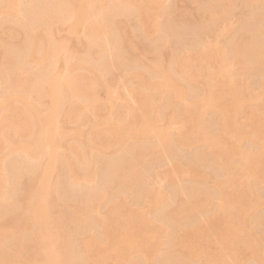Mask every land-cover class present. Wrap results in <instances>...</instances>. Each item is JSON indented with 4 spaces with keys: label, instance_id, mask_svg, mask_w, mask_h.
Listing matches in <instances>:
<instances>
[{
    "label": "bare ground",
    "instance_id": "1",
    "mask_svg": "<svg viewBox=\"0 0 264 264\" xmlns=\"http://www.w3.org/2000/svg\"><path fill=\"white\" fill-rule=\"evenodd\" d=\"M23 1L0 0V14L9 19L5 28H19L26 37L12 41V57L0 70V135L6 128L3 144L11 149L8 165H0V215H14L0 232L22 231L31 238L0 250V264H241L245 251L264 264V219H256L264 198L255 190L264 183V120L254 117L250 103L264 96V0H189L199 5L196 19L171 6L162 22L167 0ZM235 6L245 12L237 27L220 34L230 32L226 45L203 42L202 21L226 19ZM77 25L82 34L75 41ZM61 32L66 35L57 40ZM154 33L158 56L186 37L193 44L166 71L156 63L145 76L133 43L145 46ZM75 42L82 54L72 51ZM93 53L102 72L114 68L133 82L126 89L133 105L125 101L116 111L112 92L102 83L95 86L104 79L99 69L86 66ZM59 60L66 64L63 76L55 74ZM236 61L244 64L240 74L234 72ZM35 64L46 69L32 70ZM246 74L253 91L241 79ZM98 89L105 90L108 103L96 100ZM191 96L195 100H187ZM104 110L112 114L105 128L93 129L83 142L67 141L63 120H90ZM242 114L243 123L237 119ZM162 120L175 124V131L159 128ZM61 142L67 153L58 152ZM183 147L193 152L184 156ZM165 161L172 162L169 194L152 185L151 173ZM207 169L214 170L211 177ZM23 175L24 205L13 198L14 188L7 193L4 187L9 181L15 187ZM177 175L192 184L176 186ZM126 195L134 205L159 209H131L123 203ZM180 195L188 200L181 203Z\"/></svg>",
    "mask_w": 264,
    "mask_h": 264
},
{
    "label": "rangeland",
    "instance_id": "2",
    "mask_svg": "<svg viewBox=\"0 0 264 264\" xmlns=\"http://www.w3.org/2000/svg\"><path fill=\"white\" fill-rule=\"evenodd\" d=\"M26 0H24L23 2H25ZM173 6L175 8V11L178 14H188V16L196 19V15H197V11H198V7L199 5L192 1L190 2L189 0H167V2L165 1L164 7L163 9L160 10L161 14H159L161 16V18L159 19L160 22L163 21V19H165L166 17V8L169 9V7ZM6 11L8 10V8H4ZM245 12V9L242 8L241 6L237 7L235 6L232 11H231V15L228 16L226 19H220L218 18L216 21H214L213 23L210 22L209 20H203L202 23L204 24L203 26L205 28H207V30L205 31V33L203 34V42H215V40H217L218 44H221L223 46L226 45L228 38L230 37V32H228L229 30H232V28L237 27L242 20L243 17V13ZM8 18L5 17L4 14H0V70L2 69V67L6 66L9 62V60L11 59L12 55L9 54L10 52V47L12 44V41H14L15 43H23L26 40V37L24 35V31L19 30V28H16L13 30V32H9V29L5 28L4 25L7 24L8 22ZM15 20V19H14ZM17 22L22 21V17H18L16 18ZM16 22V24H17ZM227 28V32L225 35L220 36V34L222 33L223 30H225ZM65 29V28H64ZM73 35L71 36L74 37V39L76 37H78L80 35V33L82 34V28L81 26L77 25L74 27L73 29ZM80 32V33H79ZM11 33V35H10ZM64 34L66 35L65 32H61L60 36L57 37V40L62 39L64 37ZM25 37V40H21V36ZM66 37V36H65ZM80 37V36H79ZM73 39V38H72ZM158 40V35H156L154 33V36H151L148 39V44L147 45H143L142 43H140L139 41H135L133 44L135 46V48L137 49V53L138 56L140 58V66H142V74L143 75H147L149 76L151 72H149L151 70V67L153 66V64H160L162 67L163 71H166L169 67V64L171 63V61H173L175 59L174 56H177L178 58H181L184 56V54L189 51L192 47L191 45L193 44V41L191 38L186 37L184 38V40L182 41V43L180 44V46H178V48L176 47H169L166 50H164L162 53V56H158V53L156 51V53L152 50V48L155 49L154 46H156ZM208 40V41H207ZM76 41V39H75ZM74 42V40L72 41ZM71 42V43H72ZM76 44V42H75ZM74 44V45H75ZM72 45V44H71ZM70 45V46H71ZM72 51L76 50L83 52L82 49L77 47V44L75 46H72ZM145 48H147L148 50H146ZM145 49V50H143ZM95 51V50H94ZM179 51V52H178ZM80 54V55H81ZM75 55V53L71 52V57H73ZM78 55L76 54L75 57H77ZM76 59H74V61H76ZM90 62H88V64L86 65L87 67L93 66L94 69H99L101 72L103 71L99 65V61H97L95 59V53H93L91 55V57H89ZM66 64L64 63L63 60H59L56 64V68H55V74L56 76H63L64 75V66ZM242 66L244 67V64H242L239 61H236L234 64V72L236 74H240L241 73V69ZM46 69L45 66H40L35 64L34 66H32V70H38L41 71L43 69ZM66 70V69H65ZM109 71L106 72H102L103 75V79L104 82L101 80L99 82V80L97 81L95 86H106L110 92H112V99L110 100L111 104L113 106H115L118 110H121L123 108V103L126 101L129 102V105H133L132 101L128 100L127 96V90L126 89H130L131 86L133 85V82L128 80L127 75L124 76L123 73L117 69L111 68L109 69ZM79 71V70H77ZM73 69V72H77ZM54 74V75H55ZM62 74V75H60ZM88 75H93L91 73H87ZM120 77L122 78H126L125 81H122V79H120ZM241 79H244L245 82L247 84H250V90H255V85L253 84V80L251 78V76H248L246 74L241 76ZM122 81V82H121ZM4 80L1 79L0 77V86H5L4 84ZM102 83V84H101ZM179 85H181V82L178 83ZM179 89H182L185 86H176ZM200 86L196 89L199 90ZM145 91V89L143 88H139L138 92L143 93ZM195 91V90H194ZM200 91V90H199ZM197 92V91H196ZM25 94V92H24ZM25 96H28L27 94H25ZM96 100L98 102H105L108 103L109 100H107V96L105 93L104 89H98L96 91V96H95ZM187 100L193 101L195 100V97H187ZM251 103V112L254 115V117L256 119H260V120H264V96L258 100L256 98H252L250 100ZM125 105V104H124ZM17 104L16 103H12L10 105V109L8 110V113H15V109H16ZM111 113V112H110ZM109 112H107V110L104 111H100L97 113V115L95 117H92L90 120H84V119H80V120H69V119H65L61 122V127L65 132V136L67 138V141L69 143H72V138L75 137L76 139V143H80L86 140L87 136L93 131V129H103L105 128V123H107L111 117ZM211 118L210 114H205L203 119L205 121V124L207 125V127L209 126V120ZM239 122H245L247 120V116L245 115H239L237 117ZM90 123H89V122ZM91 122L93 123V127H91ZM168 120H162L161 122H158L156 125L159 128H171L173 131H175V128L177 127L175 124L169 125L168 124ZM209 128V127H208ZM210 129V128H209ZM78 130H81L84 133V138L83 137H77L76 134L78 133ZM7 132V129L5 128L2 132V134L0 135V165H2L3 167H6L8 164V161H6V156L8 155V153L10 152V148H7L4 144H3V140L5 138V134ZM138 140H142L141 138H138ZM59 153H67V144L65 142H61L59 144ZM243 147H246L247 149H251V150H256L257 147L254 144H247L244 143ZM112 152V150H106L104 155L108 156L110 155V153ZM193 149H189L187 147H183L181 149V154H184V156H189L188 154L192 153ZM172 170V162L170 161H165L163 164H160L157 169L151 173L152 175V185L155 189L159 190L160 192H162L163 194H169L171 192L172 189H174L173 184L169 183L167 180V176L168 173L171 172ZM206 173L209 174V176L211 177L214 174V170L212 169H207ZM55 178V175L53 176V179ZM27 177L26 176H22L21 181L19 182L18 185H15V187H13V183L12 182H8L5 184V188L7 190V193H9V191L14 188L15 192H14V196L13 198L17 201H23L22 198V194H24V191L22 193V189L24 188L23 186H25L28 182H27ZM174 182L177 185H184V184H192L190 177L187 176H178L175 178ZM255 190L258 192V194L264 198V183H257L255 186ZM6 199V198H5ZM179 200L181 203H185L188 200V196L186 195H180L179 196ZM26 202V198L25 200L21 203L22 205H24V203ZM127 203L128 206L131 209H141L143 211H147V212H155L157 209H159V206L157 205H151L150 203H143L142 206L140 205H134V203L132 202L131 196L130 195H126L124 196V202L123 203ZM69 204H73L71 202H69ZM151 205V206H150ZM176 206L175 203H172L170 206H168V210L169 209H174V207ZM126 207V206H124ZM59 212H65V213H70V210L67 207H59L58 208ZM99 213H101L102 215H104L106 213L105 208L101 209L99 211ZM258 218H262L264 219V209H261L259 214L257 215L256 219L258 220ZM12 219H14V215L11 212H1L0 215V226H9ZM256 219L253 218L251 219V229L255 230V228H257L256 226ZM1 231V230H0ZM27 232H17L14 233L13 235H9V236H5L2 234V232H0V238L3 240V242L0 244V250H6L8 248L11 247V245L17 241H21V240H26V239H30L31 237H29ZM240 240H241V244L242 242H244L246 240V235L245 234H240ZM162 242H164L162 240ZM29 250L28 248H25L24 250H22V252L26 255L29 254ZM261 254L264 256V247L261 251ZM241 264H257L255 262V260L253 258H251L250 256V252L249 251H245L242 255H241Z\"/></svg>",
    "mask_w": 264,
    "mask_h": 264
}]
</instances>
